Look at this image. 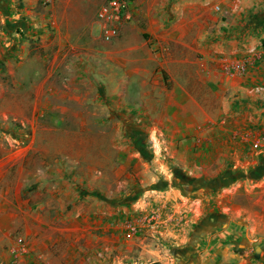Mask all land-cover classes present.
I'll return each instance as SVG.
<instances>
[{"label":"rangeland","instance_id":"rangeland-1","mask_svg":"<svg viewBox=\"0 0 264 264\" xmlns=\"http://www.w3.org/2000/svg\"><path fill=\"white\" fill-rule=\"evenodd\" d=\"M3 1L0 217L1 225L11 230L2 246L9 264H93V259L100 264H163L161 259H168L172 264L178 249L159 227L172 210L160 195L173 187L189 191L205 186L236 191L229 203L252 213L260 227L250 230L241 221L246 226L237 238L251 243V256L259 249L264 258V208L247 190L255 185L243 179L257 168L264 172V148L253 146L264 134L249 138L248 150L239 153L241 163L251 162L247 166L218 167L205 159L206 165L214 163V174L207 175V184L202 182L204 176L190 167L195 151L183 146L196 144L195 131H203L209 122H226L215 118L191 131L186 128L193 124L194 97H188V85L175 84V50L168 48L199 49L209 33L230 29L236 20L228 5L204 7L198 2L191 9L194 21L166 23L169 29L191 33L182 42L163 46L141 17L142 3L134 0L135 17L113 41L101 38L96 19L105 0H10L7 13ZM170 5L165 10L172 20ZM15 19L35 25L39 19L35 28L41 29L40 36L14 27L7 39L4 27ZM158 24L152 22L153 27ZM24 42L29 44L23 47ZM22 53L30 56L23 73L18 70L26 57ZM202 58L198 52V67ZM45 80L52 81L51 90ZM222 177L228 183L214 184ZM153 213L159 217L149 222ZM72 226L76 232L69 236ZM20 238L26 252L17 257L12 247Z\"/></svg>","mask_w":264,"mask_h":264},{"label":"crops","instance_id":"crops-1","mask_svg":"<svg viewBox=\"0 0 264 264\" xmlns=\"http://www.w3.org/2000/svg\"><path fill=\"white\" fill-rule=\"evenodd\" d=\"M4 1L7 8L4 4L1 8L4 13H7L8 5L10 3L13 5V3L10 0H7V3ZM134 1L142 3L141 17L147 20L148 30H151L155 37L162 41L163 46L182 42L180 38L191 33L190 29L188 31L169 29L166 23L168 21L183 20L189 23L194 21L195 10L191 9L198 2L204 7H209L213 2H221L230 7L227 8V12L234 15L236 20L230 22V29L217 28L209 33L206 35L205 44L199 49L196 47H189L188 50L181 49L177 45H171L168 48L175 50V58L172 60L176 62V70L173 72L175 84L188 85V97H194L190 104L189 116L193 124L189 122L191 127L186 128L191 131L196 125L207 124L209 121H215V118L221 119V124L226 122V125H220V123L213 125L209 122V127L203 131H195V136H198L196 144L183 146L189 151H195L190 160L191 169H198V172L196 171L198 176H204L205 180L202 182L207 184V175L214 174L210 169L214 167L213 162L215 161L218 167L227 166L234 169L250 164V161L241 163L239 153L248 150L249 138L253 139L264 134V0ZM57 2L58 0H54L53 4ZM170 2H172L171 5ZM131 5L135 17L136 10L133 1ZM155 5L157 6L156 11L155 7L151 9V6ZM168 5L172 7V20L169 18L171 14L165 10ZM154 21L159 22L158 26L153 27L152 22ZM34 22L36 25L29 19H15L11 25H5L4 34H7L8 39L12 28L20 27L21 31L26 30L37 38L40 36L41 29H36L35 26L37 27L41 21L34 19ZM55 23L56 21L52 19V25ZM14 31L13 34L16 35V30ZM50 43L53 44V42ZM27 44L29 43L24 42L22 46H27ZM45 46L49 48L51 45L45 43ZM68 46L73 48L71 44ZM198 52L203 55L199 67L197 65ZM25 53H22L21 58L23 55L26 57L18 64V70L22 73L25 60L30 58ZM232 60L237 61V64L230 63ZM241 66L245 69L243 72L240 70ZM47 81L51 90L52 81L45 80V85ZM200 137L208 139L211 143L200 141ZM212 138L215 139L214 142ZM212 155L214 159H210ZM208 158L213 162L206 165L203 162H207L205 159ZM263 175L264 172L257 168L251 175L244 174L243 179L245 183L255 185L252 191L249 188L247 190L251 195L258 196V205L264 208V204L261 203L264 196ZM214 181L216 185L228 183L225 177ZM215 189L217 188L208 189L205 186L184 191L182 188L173 187L167 193L160 195L164 206L170 204L172 210L171 214L164 215L159 225L165 235L173 239L175 248L178 249L172 264H262L264 258L258 254L259 249L256 251L257 255L254 253L251 256V243L245 245V240L239 241L237 238L239 232L244 231L246 226L240 223L241 221L246 223V220L250 230H260L258 223L253 220V214L246 213L240 205H236L235 208L234 204L229 203L228 199L234 198L236 191L221 192ZM260 215L264 217V212ZM2 221L0 217V264H9L6 249H2V246L5 240L9 239L11 230L2 226ZM68 229L70 230L69 236L76 232L73 226ZM45 260L48 263L52 262V259ZM81 260L79 259V262ZM161 260L163 264H171L168 259ZM95 263L100 264V259H93V264Z\"/></svg>","mask_w":264,"mask_h":264},{"label":"built area","instance_id":"built-area-1","mask_svg":"<svg viewBox=\"0 0 264 264\" xmlns=\"http://www.w3.org/2000/svg\"><path fill=\"white\" fill-rule=\"evenodd\" d=\"M50 2V0H47ZM217 10L221 9L220 5L216 6ZM134 17L131 0H105L103 1L96 14L97 23L99 24L100 36L106 41L116 40L120 34L122 26L131 21ZM240 70L243 72L245 69L241 66ZM254 148H264V137L253 143ZM159 217L158 214H151L149 222L156 221ZM135 229V227H134ZM20 238L18 242L12 247V251L17 255L26 252V245L22 243Z\"/></svg>","mask_w":264,"mask_h":264}]
</instances>
